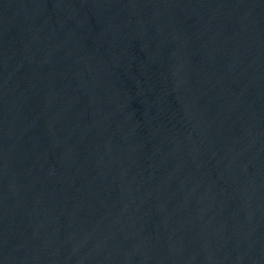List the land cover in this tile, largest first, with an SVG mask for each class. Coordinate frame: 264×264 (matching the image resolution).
Masks as SVG:
<instances>
[{
	"label": "water",
	"instance_id": "water-1",
	"mask_svg": "<svg viewBox=\"0 0 264 264\" xmlns=\"http://www.w3.org/2000/svg\"><path fill=\"white\" fill-rule=\"evenodd\" d=\"M0 264H264V0H0Z\"/></svg>",
	"mask_w": 264,
	"mask_h": 264
}]
</instances>
